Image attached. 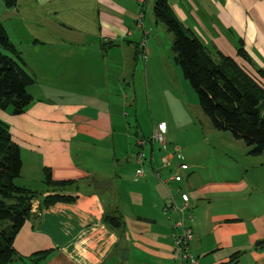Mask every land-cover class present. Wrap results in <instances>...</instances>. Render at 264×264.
<instances>
[{
	"label": "crops",
	"instance_id": "0c3cea01",
	"mask_svg": "<svg viewBox=\"0 0 264 264\" xmlns=\"http://www.w3.org/2000/svg\"><path fill=\"white\" fill-rule=\"evenodd\" d=\"M169 4L181 23L189 17L197 22L210 54L218 51L251 72L264 73V0ZM147 5L148 0H17L7 7L0 0V22L35 79L27 87L33 100L24 112L0 109L20 148L19 176L26 174L20 186L74 198L47 207L32 200L12 243L26 264H36L28 258L40 251L50 253L43 264H178L172 248L175 214L163 213L168 191L155 174L165 151L152 144L127 148L121 121V108L132 99L131 67L139 57V39L143 53L146 47L149 53L146 77L147 70L152 78L165 67L176 81L180 78L172 56L164 58L165 51L157 53L149 39L143 40L151 25ZM153 5L154 0L152 11ZM237 40L251 64L236 54ZM162 121L169 136L172 122ZM138 152L143 163L136 161ZM182 154L188 169L170 186L176 193L180 189L177 200L180 193L189 196L190 253L199 264H264V245L256 246L264 239V201L253 196L244 178L219 177L187 150ZM139 167L143 176L134 179ZM177 167L174 160L160 169V177L178 172ZM43 168L54 181L72 182L53 190L43 183ZM105 215L119 216L122 225L111 227Z\"/></svg>",
	"mask_w": 264,
	"mask_h": 264
},
{
	"label": "trees",
	"instance_id": "16d2710c",
	"mask_svg": "<svg viewBox=\"0 0 264 264\" xmlns=\"http://www.w3.org/2000/svg\"><path fill=\"white\" fill-rule=\"evenodd\" d=\"M16 2L3 0L7 7L15 6ZM153 15L171 33L173 60L194 89L198 104L210 118L212 127L229 131L234 139L242 140L248 155L264 157L263 71L251 72L233 57L218 51L212 64L201 40L178 21L168 0H154ZM236 45V54L251 64L242 40H237ZM34 82V76L26 70L20 52L0 22V109L10 107L12 114L24 112L33 100L27 87ZM21 165L20 148L12 141L8 124L0 119V264H26L18 257L12 243L29 215L32 200H39V207L74 200L56 193L43 195V191L16 184L14 179L20 175ZM43 174V183L53 190L72 182L52 180L48 168H43ZM104 221L113 228L122 225L117 215H105ZM263 245L264 239L256 243V246ZM49 254V251H40L28 259L43 264Z\"/></svg>",
	"mask_w": 264,
	"mask_h": 264
},
{
	"label": "rangeland",
	"instance_id": "374dc122",
	"mask_svg": "<svg viewBox=\"0 0 264 264\" xmlns=\"http://www.w3.org/2000/svg\"><path fill=\"white\" fill-rule=\"evenodd\" d=\"M168 1L172 4V0ZM152 3L153 0H148V5L145 7L146 20L147 22L151 20L149 23L151 25L148 34L143 40L147 38L148 42L149 39L147 43L149 46L153 45L157 53L165 51V55H162L164 58L168 56L171 60V56L173 59V51L171 50L172 35L163 22L154 20ZM182 25L184 28L191 29L201 40L202 45L205 46L204 39L197 33L199 27L194 19L189 17L187 21L182 22ZM106 47L108 48V45ZM138 47L139 57L135 64L136 68L134 60L131 67V72L132 69L134 72L131 85L132 99L129 101L127 98V104L121 108V121L124 122L128 133L125 142L127 148L131 146L132 148L135 147L137 140L142 137L147 140L146 144L150 147L149 139L153 125L160 122L158 120H161V122L165 119L167 121L170 120L172 122L171 125L169 123L171 131L169 136H167L168 132L165 135V146L168 151H172L174 147L180 148L182 161L188 165L182 154V152L187 150L189 155H192L201 163L211 166V169L217 170L216 172H219V177L223 173L226 175L231 173L236 178H244L251 185L254 193L253 196H259L264 201V157L261 155H248L247 146L242 140L234 139L229 131H220L212 127L210 118L198 104V98L194 89L188 80L184 78L181 68L176 63V67L180 73L178 81H176L173 70H170V74L174 76L175 80L172 81L165 67H163L162 71L153 73L152 78L149 76L147 70L146 77L144 64L148 60V49L146 47L143 53L140 39ZM208 47L212 48L210 44ZM210 51L206 52V54L210 55L211 63L215 64V53L210 54ZM144 54L146 58H144ZM128 91L127 87L125 92L128 93ZM128 126H130V129ZM166 129L168 130V125H166ZM135 131H137L138 138L135 137ZM172 139H177V143ZM154 145L158 146V144ZM179 174L182 179L180 171ZM14 181L19 185L25 184V172L23 176L16 177ZM170 187L173 189L172 192L175 197L178 198L179 194L176 193L172 186Z\"/></svg>",
	"mask_w": 264,
	"mask_h": 264
},
{
	"label": "built area",
	"instance_id": "2783aa9c",
	"mask_svg": "<svg viewBox=\"0 0 264 264\" xmlns=\"http://www.w3.org/2000/svg\"><path fill=\"white\" fill-rule=\"evenodd\" d=\"M137 1L140 3L144 2V0ZM144 58H146L145 54ZM166 132L167 129L165 122H158L153 126L151 137L149 139L152 144H158V147L165 151V154L160 157V167L155 170L156 176L161 180L162 184L168 191V197L162 211L166 216H169V214L172 213L175 214V220L173 221L174 233L172 234V248L176 262L178 264H199L197 257L192 255L189 251V246L193 239V228L190 224L193 217L190 210L189 196L186 193H180V198L177 200L170 187V182H178L181 180L179 171L187 170L188 165L182 161L180 148H174L172 151L167 150L165 146ZM136 143L137 145L143 146L147 143V140L140 138ZM135 157L137 162L143 163V161L146 160L143 158L142 152H138ZM174 160L178 162V172L172 173L167 178H161L160 169L170 167ZM148 161L152 163L153 157L148 159ZM142 176L143 170L139 167L134 172V179L141 178ZM176 190L179 193L180 189L177 188Z\"/></svg>",
	"mask_w": 264,
	"mask_h": 264
}]
</instances>
